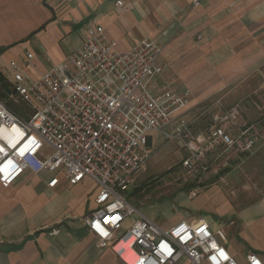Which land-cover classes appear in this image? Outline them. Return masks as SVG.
<instances>
[{"label":"built area","instance_id":"obj_1","mask_svg":"<svg viewBox=\"0 0 264 264\" xmlns=\"http://www.w3.org/2000/svg\"><path fill=\"white\" fill-rule=\"evenodd\" d=\"M84 34L79 49L39 78L24 73L31 53L23 64L10 61V95L27 110L21 116L0 100V186L8 188L25 174H45L49 189L60 178L70 186L91 180L98 187L95 208L81 222L123 264H239L204 217L163 228L124 197L150 158L152 132L179 141L185 150L181 168L188 172L204 171L213 151L249 152L255 139L247 135L250 128H237L239 107L206 109L209 128L196 133L183 118L189 91L155 86L164 69L159 43L142 39L121 54L101 26ZM244 264L264 262L248 252Z\"/></svg>","mask_w":264,"mask_h":264},{"label":"crops","instance_id":"obj_2","mask_svg":"<svg viewBox=\"0 0 264 264\" xmlns=\"http://www.w3.org/2000/svg\"><path fill=\"white\" fill-rule=\"evenodd\" d=\"M117 1L123 5L117 6ZM192 1L0 0L1 50L15 46L21 53L24 49L20 58H13L20 64L31 53L34 57L23 69L36 79L79 49L88 27L101 26L121 54L142 39L153 40L162 46L164 66L155 86L190 92L183 113L188 122L189 112L204 100H210L204 107L209 111L229 107H222L233 92L229 87L238 89L250 73L264 65V0H199L196 7ZM216 98L223 103H216ZM149 141L150 149L152 137ZM215 154L206 155L207 170ZM85 181L94 186L86 198H62L64 190ZM97 191L89 179L70 186L60 178L49 189L45 174H25L8 188L0 186V264H123L111 249L100 248L78 221L95 208ZM198 197L193 206L206 213L213 211L222 219L218 225L208 221L235 260L224 228L237 227L244 256L254 252L264 262V197L236 211L212 191ZM244 256L242 263L236 261L244 264Z\"/></svg>","mask_w":264,"mask_h":264},{"label":"rangeland","instance_id":"obj_3","mask_svg":"<svg viewBox=\"0 0 264 264\" xmlns=\"http://www.w3.org/2000/svg\"><path fill=\"white\" fill-rule=\"evenodd\" d=\"M197 39L198 36L195 40ZM14 47L0 49V73L6 79L11 78L9 75L11 59L17 60L25 52L23 49L19 53L18 48ZM246 80L236 90L233 86L229 87V92L231 90L233 92L222 107H239L240 118L237 128L239 130L250 128L247 135L254 137V147L245 153L218 150V154L210 157L213 160L209 161L208 170L204 168L201 172H188L181 168L180 162L185 157V150L180 148L179 141H167L160 133H150L152 137L150 158L145 167L135 175L129 190L124 193L126 201L139 214L155 221L163 228L181 219L198 217H205L218 225L222 219L217 213L213 211L206 213L204 208L193 206L201 197L198 195L212 191L223 196L226 205L235 211L264 197V65L250 73ZM209 101L199 103L193 111L196 113L194 116L189 112L188 123L193 129L197 128L194 129L196 133H203L207 125L209 126V114L205 113L207 108L204 109L205 106H209ZM215 102L223 103L220 102V98H216ZM256 124L259 128L255 126ZM165 130L170 131L171 127ZM237 135L235 132L232 134ZM93 189L92 183L85 181L75 189L64 190L62 198L68 200L77 195H84L86 198ZM138 213H135V218L138 217ZM80 220L81 217L78 221ZM224 229L228 247L236 255V260L242 263L244 251L237 239V227Z\"/></svg>","mask_w":264,"mask_h":264},{"label":"trees","instance_id":"obj_4","mask_svg":"<svg viewBox=\"0 0 264 264\" xmlns=\"http://www.w3.org/2000/svg\"><path fill=\"white\" fill-rule=\"evenodd\" d=\"M11 92L12 91L10 83L0 73V100L6 105L9 110L23 116L27 110V107L22 101L15 99V97H12L10 95Z\"/></svg>","mask_w":264,"mask_h":264},{"label":"water","instance_id":"obj_5","mask_svg":"<svg viewBox=\"0 0 264 264\" xmlns=\"http://www.w3.org/2000/svg\"><path fill=\"white\" fill-rule=\"evenodd\" d=\"M150 140V139H149ZM150 144V141H149V143H148V145Z\"/></svg>","mask_w":264,"mask_h":264}]
</instances>
